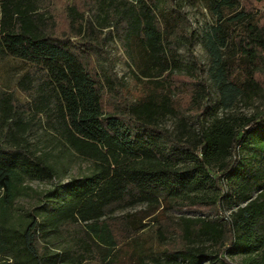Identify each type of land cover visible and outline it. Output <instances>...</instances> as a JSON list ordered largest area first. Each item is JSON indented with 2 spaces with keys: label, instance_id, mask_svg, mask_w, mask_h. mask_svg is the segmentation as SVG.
Returning <instances> with one entry per match:
<instances>
[{
  "label": "trees",
  "instance_id": "1",
  "mask_svg": "<svg viewBox=\"0 0 264 264\" xmlns=\"http://www.w3.org/2000/svg\"><path fill=\"white\" fill-rule=\"evenodd\" d=\"M198 1L199 34L177 0H0V73L25 67L0 85V264H264V0ZM195 40L208 65L180 53ZM38 125L58 154L27 141ZM75 159L90 172L16 208Z\"/></svg>",
  "mask_w": 264,
  "mask_h": 264
},
{
  "label": "rangeland",
  "instance_id": "2",
  "mask_svg": "<svg viewBox=\"0 0 264 264\" xmlns=\"http://www.w3.org/2000/svg\"><path fill=\"white\" fill-rule=\"evenodd\" d=\"M177 2L183 8V11L187 13L188 19L192 24V27L190 29L191 31H195L197 34H199L206 27L215 23V17H213V15L198 0H177ZM259 11L264 13V2L259 4ZM106 49L110 54V58L114 62L115 72L119 77H123L128 83L129 87L132 89L135 86L134 77L132 75L133 69H135V65H133L130 61L128 62L121 42L117 38H115L109 43ZM179 51L186 57L188 61H190L192 53L201 63L208 65V55L201 42L198 40H195L189 47L187 44H184V46H180ZM103 66L105 67L106 63H103ZM24 70L25 67H23V65L19 61L13 59L9 60L8 65L4 67V69L0 73V85H2L3 88H13ZM18 96L23 101H27V97L20 92L18 93ZM218 100L219 97L214 92L211 98L208 100V105L214 106ZM236 110L245 114L253 113V109H245L242 106L237 107ZM29 119V114L24 116L25 121H29ZM165 125L171 130L174 129V119H167ZM27 141L37 149L38 153L39 151H51L52 153L58 154V148H54L49 144L48 138L45 134V130L39 125L35 128L33 133H29V135L27 136ZM91 167V162L83 159H75V162L70 165L67 173L64 174L61 179L50 180L47 178H39L38 176L29 177L26 181V185L29 188L25 191V194L19 197V199L17 200L16 208L19 209L20 212H26L32 208L42 207L43 205L50 204V199L47 198V196L49 195L50 191L56 188V184L59 182V180L67 182L72 178H80L84 174L89 173ZM142 207L144 206H138L127 211H134ZM127 211L121 212L124 213ZM121 212H118V214H120ZM168 213L176 216L183 215L191 217L205 215L198 209L171 210ZM147 241L149 242V244L156 245L154 238L152 239L149 237L147 238Z\"/></svg>",
  "mask_w": 264,
  "mask_h": 264
}]
</instances>
